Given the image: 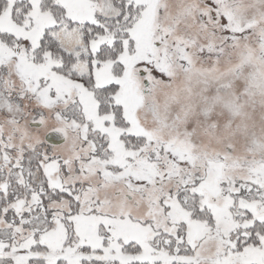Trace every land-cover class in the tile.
<instances>
[{"label":"snow or ice","instance_id":"snow-or-ice-1","mask_svg":"<svg viewBox=\"0 0 264 264\" xmlns=\"http://www.w3.org/2000/svg\"><path fill=\"white\" fill-rule=\"evenodd\" d=\"M0 264H264V0H0Z\"/></svg>","mask_w":264,"mask_h":264}]
</instances>
